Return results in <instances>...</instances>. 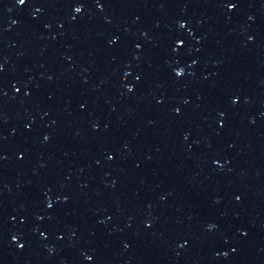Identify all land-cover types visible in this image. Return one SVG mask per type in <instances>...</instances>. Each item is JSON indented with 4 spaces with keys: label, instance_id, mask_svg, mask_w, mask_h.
I'll use <instances>...</instances> for the list:
<instances>
[{
    "label": "water",
    "instance_id": "95a60500",
    "mask_svg": "<svg viewBox=\"0 0 264 264\" xmlns=\"http://www.w3.org/2000/svg\"><path fill=\"white\" fill-rule=\"evenodd\" d=\"M44 4H97L176 13L264 35V0H0V8Z\"/></svg>",
    "mask_w": 264,
    "mask_h": 264
}]
</instances>
